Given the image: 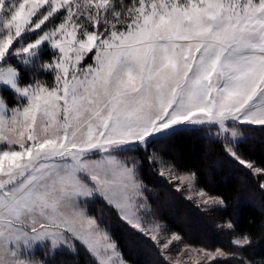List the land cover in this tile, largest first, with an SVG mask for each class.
I'll use <instances>...</instances> for the list:
<instances>
[{
    "label": "snow or ice",
    "instance_id": "6c2138e0",
    "mask_svg": "<svg viewBox=\"0 0 264 264\" xmlns=\"http://www.w3.org/2000/svg\"><path fill=\"white\" fill-rule=\"evenodd\" d=\"M45 43L51 83H21L7 58ZM0 84L25 104L5 116L0 97V126L18 132L9 143L20 148L0 154V264H45L18 248L40 241L49 254L79 243L115 264L116 243L83 202L99 195L144 230L139 164L116 149L186 123L216 125L228 145L237 125L264 126V0H0Z\"/></svg>",
    "mask_w": 264,
    "mask_h": 264
},
{
    "label": "trees",
    "instance_id": "16d2710c",
    "mask_svg": "<svg viewBox=\"0 0 264 264\" xmlns=\"http://www.w3.org/2000/svg\"><path fill=\"white\" fill-rule=\"evenodd\" d=\"M48 53L38 56L40 64L50 59ZM16 68L21 83L35 79L36 74ZM45 75L51 83L50 73ZM242 132V140L228 145L217 138L214 128H177L152 138L142 148L130 149L125 156L139 164L138 175L151 218L164 224L168 233L179 235L182 245L220 248L233 255L205 264H242L247 260L264 264V126L244 127ZM227 147L260 169V173L239 164L225 150ZM155 157L173 165L179 173L193 174L197 188L221 199L223 206L209 208L187 199L175 183L159 175L160 163L154 161ZM86 204L88 214L108 232L125 262L169 264L149 238L122 222L102 199L94 198ZM228 222L233 225L231 230L225 229ZM235 237H247L250 243L236 248L231 243ZM37 257L45 264H97L81 245H76L75 251H38Z\"/></svg>",
    "mask_w": 264,
    "mask_h": 264
},
{
    "label": "rangeland",
    "instance_id": "374dc122",
    "mask_svg": "<svg viewBox=\"0 0 264 264\" xmlns=\"http://www.w3.org/2000/svg\"><path fill=\"white\" fill-rule=\"evenodd\" d=\"M63 15V13H60ZM59 15V14H58ZM57 15V16H58ZM59 15V17L61 16ZM36 34H28L23 38V43L26 44L28 42H34L36 39ZM48 51V56L51 58V56L54 54L52 49L47 45V43L41 45L39 49L36 50V53L34 56H30L25 58L24 60L18 59L15 55H9L7 58L6 63L11 64L13 67H19L21 69H25L27 73L30 74H36L35 79H39L41 77V80H44L49 83V77H46L45 74H49L45 71L42 70L41 64L39 63L38 56L41 55L43 52ZM17 69V68H16ZM34 79L31 80V82ZM0 97L6 98L7 105H5L3 115L5 116H10L11 115V109L13 107H23L25 106L24 101L20 100V98L17 96L15 91L4 84H0ZM44 122L41 121V124ZM232 122L229 121V124ZM248 126H258V125H237V128L239 129L240 135L237 138H231L233 141L232 143L238 142L243 139V132L242 129L244 127ZM18 128V125L16 126ZM183 127H207V128H214L216 130V125H209V124H183L179 126H174L171 129L164 130L163 132L156 133L153 136H150L147 138L144 144H141L139 142L137 143H132L128 145L121 146L120 148L115 150V154L118 155L119 157H125L127 153H129V150L132 148H142L145 146V144L150 141L152 138L160 135H164L174 129L177 128H183ZM53 131V128L49 129V134ZM25 135H27V132H25ZM18 138V132L15 130H9V128L5 126H0V154L3 153V151H12V150H20L19 144L16 143H9V140H15ZM228 148V147H227ZM98 155V153L93 154ZM154 161L160 163L158 168L159 175H161L164 179H166L168 182L175 183V188L179 191H182L185 195V197L192 202H194L197 205H201L204 207H209V208H215V207H222L223 204L220 203L221 199L209 196L206 194L203 190L197 188L195 185V180H194V175L193 174H185V173H179L177 170L173 167V165H170L168 162L161 160L160 158H154ZM252 168L251 170L253 173L257 174L260 173L255 171ZM163 173V174H161ZM183 178V179H182ZM143 197L145 200L144 196V188H143ZM94 198H100L102 199L99 195H95L92 198H89L87 201H84L83 203H87L88 201L94 199ZM145 204L147 205V202L145 200ZM92 217V216H91ZM227 224V223H226ZM225 224V225H226ZM101 229L105 231L107 234L108 232L101 226ZM225 229H227L225 227ZM134 230V229H133ZM135 231L141 233L144 237L149 238L157 247V249L162 253L164 259L169 263V264H205V263H210L213 261H216L218 259H226V258H231L233 257L232 254L225 252L224 250L220 248L216 249H206L203 247H196V246H190V245H182L180 244L181 242V237L175 233H168L164 224L161 222L156 221L155 219L151 218L149 213H148V206L145 209V217H144V230L141 231L139 229H135ZM108 237L110 241H113L111 237L108 234ZM174 237H179V239H175ZM239 239V237H235L231 239V243L233 246L236 248H243L246 247L247 245H244L243 247L236 245L233 243L234 240ZM171 240V243L167 248H162L161 244L164 242H167ZM104 242L101 241V244ZM76 245H79L77 243ZM82 246V245H81ZM19 251L22 256L28 257V258H35L36 260H40L37 257L38 251H48V245L47 242L45 241H40V242H33L29 245H24L21 243L19 246ZM85 248V247H84ZM64 249V248H61ZM67 249V248H65ZM86 249V248H85ZM60 250V249H57ZM220 251L224 253V255H219L216 256L215 259H212L209 257V253L215 254L217 251ZM87 251V250H86ZM93 259L99 264V256L87 251ZM100 256H107L108 253H105L103 247L99 249ZM239 258L238 256H236ZM112 259L115 261V264H128L127 262L124 261L122 258L119 250L116 248V253L112 257ZM242 264H254L252 261L247 260L244 261Z\"/></svg>",
    "mask_w": 264,
    "mask_h": 264
}]
</instances>
